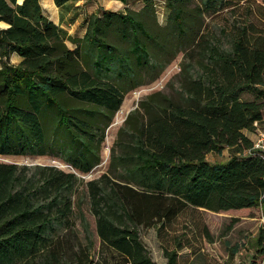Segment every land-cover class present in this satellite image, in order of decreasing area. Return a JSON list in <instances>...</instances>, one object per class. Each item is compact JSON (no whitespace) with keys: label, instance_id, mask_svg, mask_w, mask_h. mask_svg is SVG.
Returning <instances> with one entry per match:
<instances>
[{"label":"trees","instance_id":"1","mask_svg":"<svg viewBox=\"0 0 264 264\" xmlns=\"http://www.w3.org/2000/svg\"><path fill=\"white\" fill-rule=\"evenodd\" d=\"M218 1L233 0H164L162 27L155 24L154 0H139L138 11L100 9L75 38L43 14L39 0H0V156L56 149L72 170L0 162V264H96L82 184L95 234L116 255L112 264H157L139 229L153 228L161 239L187 209L264 214V155L252 150L248 136L264 110V35L243 24L229 50L204 45L205 16L220 12ZM112 39L128 47L123 51ZM173 45L198 48L200 75L188 76L178 101L159 92L142 100L117 132L107 172L84 182L78 174L100 163L104 130L123 100L119 88L89 73V62L98 71L116 60L124 84L127 72L154 70L152 60ZM12 54L20 58L16 65L9 63ZM243 92L254 100H241ZM225 149V162L206 160ZM169 243L171 250L162 246L165 264H176L183 246ZM254 249L264 255V229Z\"/></svg>","mask_w":264,"mask_h":264},{"label":"rangeland","instance_id":"2","mask_svg":"<svg viewBox=\"0 0 264 264\" xmlns=\"http://www.w3.org/2000/svg\"><path fill=\"white\" fill-rule=\"evenodd\" d=\"M45 1L40 0V3L45 4ZM73 5L71 6L73 7ZM195 5L196 3L191 7ZM218 5L221 8L218 14L211 17L205 16L204 37L202 38L204 45L215 44L224 50H229L231 40L240 32L243 24H249L248 31L255 34V36L264 35V0L218 1ZM71 6L68 9H71ZM74 6L73 8L92 13H98L100 9L122 12L126 8L121 4L109 2L108 0H80ZM154 6L155 24L162 27L168 13L165 2L164 0H154ZM127 7L138 11L141 3L139 0H131ZM68 9L66 12H69ZM72 10L73 12L66 16V24L62 25L64 29L62 32L67 37L78 38L82 33L80 18L77 19L76 15L73 16L76 9ZM111 43L123 51L128 47L127 42L112 39ZM66 46L70 49L74 47L69 41H66ZM86 53L87 50L83 48L82 55ZM158 54V57L152 60L153 64H156L154 70L141 71L139 69L136 71V76H132V71L127 72L131 75V78L124 84H121L120 76L117 73L122 72L125 75L126 72L120 69L116 60L103 63L98 71L91 67L92 62H89V73L100 81L108 82L119 88L122 91L123 100L104 130V139L99 150L100 163L90 173L86 175L78 174V177L82 178L84 182L98 178L101 174L107 172L109 157L115 144L117 132L124 124L127 115L137 109L142 100H145L150 94L159 92L178 101L183 96L182 86L188 76L196 78L201 73V70L195 66V61L199 58L197 47L180 50L178 45H173L167 51H159ZM89 57L92 61L99 60V56L95 54L91 56L89 54ZM16 61L15 57L10 56V64ZM138 80L141 84L128 90ZM240 99L252 101L254 95L243 92L240 94ZM263 129L264 110L262 112V122L257 124L255 131L248 134V136L254 140L257 131ZM60 154L55 149L44 156H0V162L27 166L28 168L54 166L62 171L72 172ZM229 157L230 154L225 149L219 155H206V160L210 163H222ZM79 190H81L83 201L82 209L86 220L90 224L91 239L93 241L92 259L96 264H112L116 255L99 242L94 230V219L87 211V197L83 194V184ZM75 221L78 224V219ZM260 229H264V214L257 208L218 213L205 209H187L167 226L165 229L166 235L162 234L161 239L157 237L153 228H140L139 236L149 251L152 260L157 264H165L166 260L162 253V246H166L171 250L172 246L169 245L171 244L169 242H172V240L179 241L183 246L177 252L176 264H258L264 257L254 249ZM235 248L238 251L234 256H231V250Z\"/></svg>","mask_w":264,"mask_h":264},{"label":"crops","instance_id":"3","mask_svg":"<svg viewBox=\"0 0 264 264\" xmlns=\"http://www.w3.org/2000/svg\"><path fill=\"white\" fill-rule=\"evenodd\" d=\"M23 1V0H22ZM80 0H73L69 3H67L66 5L62 6V7H56L53 3V0H46L45 1V4H41L40 3V0H39V4L41 6V9L43 11V14L51 21L53 22L56 26L59 27L60 30H64L62 28V25L63 24H66L65 21H66V16L70 15V13L73 12L72 9H76L73 16L76 15L77 19L80 18V25H81V28H82V33L80 36H78V38H81L83 35H84V32H85V18L91 14H96L95 12H89V11H84V10H80L78 8H73L75 7L74 5L77 4ZM109 2H114V3H117V4H121L120 2L118 1H113V0H108ZM131 0H129L130 2ZM128 2V4H129ZM74 4V5H73ZM44 5V6H43ZM73 5V7L71 6ZM123 5V4H121ZM71 6V9H68L69 7ZM124 7H126L125 5H123ZM46 8V9H44ZM67 9L69 10V12H66ZM72 15V14H71ZM76 19V20H77ZM0 26H3V24H0ZM73 37V36H72ZM72 49V48H71ZM11 56L15 57L17 59V61L15 63H13L12 65H16L19 63L20 61V58L16 55V54H12Z\"/></svg>","mask_w":264,"mask_h":264},{"label":"built area","instance_id":"4","mask_svg":"<svg viewBox=\"0 0 264 264\" xmlns=\"http://www.w3.org/2000/svg\"><path fill=\"white\" fill-rule=\"evenodd\" d=\"M255 126H257L256 123ZM252 150L264 155V129L257 131L255 139L253 140ZM258 264H264V257Z\"/></svg>","mask_w":264,"mask_h":264},{"label":"water","instance_id":"5","mask_svg":"<svg viewBox=\"0 0 264 264\" xmlns=\"http://www.w3.org/2000/svg\"><path fill=\"white\" fill-rule=\"evenodd\" d=\"M16 3H17V4H21V3H22V1H21V2H18V0H16Z\"/></svg>","mask_w":264,"mask_h":264},{"label":"bare ground","instance_id":"6","mask_svg":"<svg viewBox=\"0 0 264 264\" xmlns=\"http://www.w3.org/2000/svg\"><path fill=\"white\" fill-rule=\"evenodd\" d=\"M19 2V1H18ZM43 3V2H42ZM44 6V5H43Z\"/></svg>","mask_w":264,"mask_h":264}]
</instances>
